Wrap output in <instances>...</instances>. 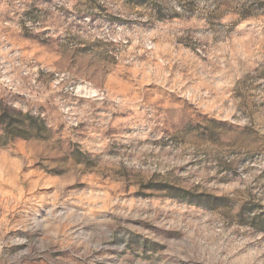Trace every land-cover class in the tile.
<instances>
[{"label": "rangeland", "instance_id": "1", "mask_svg": "<svg viewBox=\"0 0 264 264\" xmlns=\"http://www.w3.org/2000/svg\"><path fill=\"white\" fill-rule=\"evenodd\" d=\"M0 264H264V0H0Z\"/></svg>", "mask_w": 264, "mask_h": 264}, {"label": "built area", "instance_id": "2", "mask_svg": "<svg viewBox=\"0 0 264 264\" xmlns=\"http://www.w3.org/2000/svg\"><path fill=\"white\" fill-rule=\"evenodd\" d=\"M85 89V88H84Z\"/></svg>", "mask_w": 264, "mask_h": 264}]
</instances>
